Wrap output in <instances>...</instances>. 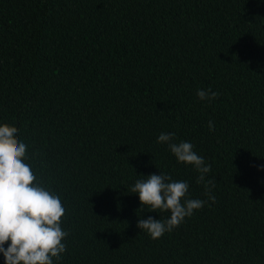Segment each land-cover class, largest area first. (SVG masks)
I'll return each instance as SVG.
<instances>
[{"label":"trees","instance_id":"trees-1","mask_svg":"<svg viewBox=\"0 0 264 264\" xmlns=\"http://www.w3.org/2000/svg\"><path fill=\"white\" fill-rule=\"evenodd\" d=\"M3 124L66 209L53 264H264V0H0ZM160 173L204 206L153 240L138 219L170 213L131 187Z\"/></svg>","mask_w":264,"mask_h":264},{"label":"clouds","instance_id":"clouds-1","mask_svg":"<svg viewBox=\"0 0 264 264\" xmlns=\"http://www.w3.org/2000/svg\"><path fill=\"white\" fill-rule=\"evenodd\" d=\"M197 96L200 100H215L219 93L209 88L198 90ZM208 128L214 131L211 121ZM17 133L14 126L0 125V254L5 264H53L54 258L59 261L66 251L63 241L68 232L61 226L66 209L61 198L43 186L31 165L25 163L27 145L18 140ZM173 141L174 134L161 133L157 139V143L168 146L179 163L190 165L199 173L197 183L204 182L211 166L206 165L190 142ZM214 183L206 182V194ZM188 191L187 182L174 181L163 173L137 180L131 192L139 197L138 211L148 207L150 212L170 213L166 220L139 218L137 228L156 240L178 227L204 206L202 200L187 198ZM209 200L215 203L214 196L209 195Z\"/></svg>","mask_w":264,"mask_h":264}]
</instances>
